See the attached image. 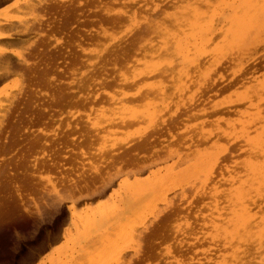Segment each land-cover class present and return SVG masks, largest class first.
I'll list each match as a JSON object with an SVG mask.
<instances>
[{
  "label": "rangeland",
  "instance_id": "rangeland-1",
  "mask_svg": "<svg viewBox=\"0 0 264 264\" xmlns=\"http://www.w3.org/2000/svg\"><path fill=\"white\" fill-rule=\"evenodd\" d=\"M245 1L89 0L86 5L83 1L81 6L75 4L68 18L49 9L30 12L23 0L0 4V20L41 23L43 31L40 37H15L0 44V49L9 51L4 56L11 58V67L17 68L9 69V76L0 83V91L10 93L5 94L9 97L0 94V264L82 263L98 248L106 228L124 215L129 217V225L138 222L139 227L129 238L122 259L115 263L116 257H110L112 264H215L236 246L243 258L238 256V264H259L262 248L257 250L255 243L234 246L235 242L228 243L229 247L222 241L221 231L216 232L218 222L222 224L231 215L229 178L235 181V188L248 162L264 165V135L260 136L264 134L260 131L264 129L262 17L255 23L264 16V0L256 1L257 5L261 1L258 6L263 13L256 4H249L255 0L246 1L248 5ZM49 2L57 9L72 8L69 0ZM231 3L235 10L241 9L235 11L238 16ZM246 6L261 15L250 10L253 17ZM232 14L240 18L237 22L243 24L240 29L241 33L245 29L246 41L238 36L239 25L234 28ZM233 29L239 30L236 36ZM231 36L235 42L243 39L237 40L241 44L234 46L233 42L229 47ZM224 40L229 43L222 44ZM42 63L50 67L45 78L40 75ZM50 95L62 97V105L59 100V104H50ZM85 133L93 145H81ZM246 136L255 143H244ZM72 137L80 143L68 145L64 151L60 143ZM144 141L152 148L135 151ZM56 147L65 152L61 157ZM227 150H233L234 156L223 154L222 159L219 154ZM125 153L138 159L133 163L136 168L144 164L143 172L119 164L123 158L130 159ZM48 154L56 157L57 170L50 168ZM93 166L105 173L106 180H112L117 169L121 172L118 170V178L114 176L116 180L103 194L77 200L75 215L70 218L67 206L72 200L65 197L71 198V186L63 178L82 181L90 173L94 177L98 170ZM67 184L70 188L66 189ZM152 187L153 192L144 193ZM165 189L172 190L163 199ZM134 192L143 194V198L137 197L140 203L132 201L130 193L133 197ZM252 195L258 196L252 197L257 208L251 205L250 209L256 208L251 213L264 214V195ZM133 206L140 210L138 215H119L122 209L132 211ZM107 212L110 215L99 223L104 219L99 214ZM90 218L95 222L88 223ZM85 223L100 225L88 229ZM212 235L217 237L212 239Z\"/></svg>",
  "mask_w": 264,
  "mask_h": 264
},
{
  "label": "bare ground",
  "instance_id": "bare-ground-1",
  "mask_svg": "<svg viewBox=\"0 0 264 264\" xmlns=\"http://www.w3.org/2000/svg\"><path fill=\"white\" fill-rule=\"evenodd\" d=\"M7 2L8 0H0V4L2 3V2ZM82 1L83 2H85V4L84 3H82ZM203 1V0H202ZM247 2L249 1V0H246ZM244 2L245 4L244 5H248V3L249 2H251V1H249L248 3L247 2ZM256 1L257 0H255V3L254 2H252V3H249V4H256V6H258L259 5V3H261V1L258 3V5H257V3H256ZM51 2V1H50ZM50 2H49V0H23V5H24V7H25V9H27V10H29L30 12H34V10H45V9H49L50 11L51 10H54L55 12L54 13H58L59 12V14H61L62 16H66V18H68L67 17V15H68V13L69 12H72L71 14H73L74 13V10H75V4H76V6L78 7V6H81V5H86L88 2H89V0H69V3H71L70 5V7H72L70 10L69 9H67L66 8V10H64L63 8L65 7H63L62 8V6L60 7V9H57L58 8V6H51V4H50ZM235 2V1H234ZM243 2V1H242ZM242 2H240L241 4H243ZM263 2V1H262ZM52 3H53V0H52ZM264 3V2H263ZM262 3V4H263ZM50 4V5H49ZM233 3H231V5H232ZM240 4V5H241ZM262 4H261V6H262ZM231 5L229 6L230 8H231ZM235 5V4H234ZM239 5V6H240ZM264 5V4H263ZM241 6H243V5H241ZM255 7V6H254ZM260 6H258V8H256V9H260L259 8ZM38 8V9H37ZM232 8H233V5H232ZM232 8H231V10H232ZM236 9L237 8H239L240 9V7H235ZM241 8H243L244 9V6L243 7H241ZM248 7L246 6V9H247ZM250 8H251V6H250ZM264 8V6H262V9ZM74 9V10H73ZM217 9V8H216ZM255 8H251V9H249L248 8V12L250 13V10H251V12H252V10H254ZM256 9L252 12V14L254 13H260V15H261V12L263 13V10L262 9H260V11L261 12H256ZM41 10V11H42ZM48 10V11H49ZM241 10V9H240ZM240 10H235L234 8H233V12H235V11H240ZM46 11V10H45ZM244 10H242V12H243ZM247 11V10H246ZM245 11V12H246ZM52 12V11H51ZM50 12V13H51ZM201 12V11H200ZM232 12V11H231ZM46 13H48V12H46ZM239 13V12H238ZM238 13H234V14H237L236 16H238ZM244 13V12H243ZM70 14V15H71ZM187 14V13H186ZM234 14H232V16L234 15ZM245 14V13H244ZM251 14V13H250ZM251 14V15H252ZM60 15V16H61ZM69 15V16H70ZM245 15H247V14H245ZM258 15V14H257ZM257 15H255V16H257ZM264 15V14H263ZM235 16V15H234ZM233 16V17H234ZM236 16L234 17V18H236ZM242 16H243V14H242ZM253 16V15H252ZM259 16V15H258ZM230 17H231V15H230ZM233 17H231V18H233ZM244 17V16H243ZM254 17V16H253ZM264 17V16H259V18L257 19V21H256V19H255V23H257V22H259V21H261L262 20V25H264L263 23H264V18L262 19V18ZM32 18V17H31ZM65 18V20H67ZM184 18V17H183ZM194 18V17H193ZM244 18H246V17H244ZM260 18H261V20H260ZM197 19V18H196ZM195 19V20H196ZM203 19V18H202ZM238 19H240L239 17H238ZM237 18H236V21L234 20V21H232L233 22V24L235 25L234 26V28H237V25H239V29H240V27H241V29L243 30V26H241V21H240V23L241 24H238V22H237V20H238ZM247 19V18H246ZM250 19V18H249ZM64 19L62 18V21H63ZM119 20H120V18H119ZM184 20V19H183ZM192 20V19H191ZM198 20V19H197ZM206 20H207V18H206ZM209 20V19H208ZM248 20V19H247ZM259 20V21H258ZM194 21V20H193ZM205 21V20H204ZM250 21V20H249ZM248 21V22H249ZM22 22H24V24H22ZM59 22H61V21H59ZM65 22V21H64ZM225 22H227V23H231V21H229L228 22V19H226V21ZM247 22V21H246ZM247 22V23H248ZM253 22V21H252ZM12 23H16V25H13ZM204 23V22H203ZM208 23H209V21H208ZM18 24V25H17ZM39 24H41V23H39ZM38 23H37V25H35L34 23H29V22H26V21H17V20H11V19H9V20H6V19H2V20H0V44L1 43H3L4 41L3 40H5V39H14L15 37H17V38H25L26 40H29V38L31 37V36H41L42 34H43V31H42V28L40 27V25H39ZM61 24V23H60ZM65 24H67V23H64L63 25H65ZM249 24V23H248ZM247 24V25H248ZM194 25H195V23H194ZM243 25V24H242ZM250 25V24H249ZM61 26H62V24H61ZM197 26V25H196ZM198 27V26H197ZM205 27V26H204ZM231 27H233V26H231ZM230 26H229V28H231ZM249 27V26H248ZM251 27V26H250ZM249 27V28H250ZM48 28H50L48 25H47V30H48ZM154 28V27H153ZM199 28V27H198ZM197 28V29H198ZM203 28V27H202ZM257 28V27H256ZM255 28V29H256ZM194 29H196V28H194ZM209 29H211V28H209ZM219 29V28H218ZM227 29V28H226ZM241 29H240V32H239V30L238 29H236V31L237 32H239L238 34V36H246V34L245 35H243L246 31H245V29H244V33L242 34L241 33ZM255 29L253 30V31H255ZM49 30H51V29H49ZM220 30V29H219ZM222 30V29H221ZM220 30V31H221ZM234 30V29H233ZM257 30H258V28H257ZM256 30V31H257ZM16 31V32H15ZM53 31H54V29H53ZM194 31V30H193ZM197 31H199V29L197 30ZM196 31V32H197ZM211 31V30H210ZM224 31V30H223ZM226 31V30H225ZM232 31V30H231ZM235 30L233 31V34L236 36L237 34H235V32H236ZM251 31V30H250ZM250 31H248V32H250ZM255 31V32H256ZM195 32V33H196ZM194 33V34H195ZM212 33V32H211ZM224 33V32H223ZM229 33V32H228ZM227 33V31H226V33L225 34H228ZM240 33L242 34V35H240ZM250 33H252V31L250 32ZM41 34V35H40ZM174 34H176V33H174ZM194 34H192L193 36H194ZM201 35V34H200ZM199 35V36H200ZM203 35V34H202ZM201 35V36H202ZM211 35V34H210ZM229 35V34H228ZM43 36V35H42ZM200 36V37H201ZM227 35H224V37H226ZM230 36V35H229ZM235 36H231L232 38H234ZM247 36H248V33H247ZM249 36H250V34H249ZM248 36V37H249ZM188 37V36H187ZM190 37H191V35H190ZM189 37V38H190ZM199 37V38H200ZM230 37V38H231ZM32 38V37H31ZM30 38V39H31ZM194 38V37H193ZM199 38H198V40H199ZM212 38V37H211ZM232 38H231V40H232ZM238 38V37H237ZM205 39V38H204ZM227 39H228V37H227ZM226 39V40H227ZM241 38L239 37V39H236V42H235V38H234V40H229L230 41V43H229V41H227L228 43H229V47H230V44L231 43H233L234 44V46L237 44V45H239V44H241V43H239V41H237V40H240ZM244 39V41H246V38L244 37L243 38ZM243 39H241V40H243ZM15 40V39H14ZM60 40V39H59ZM223 40V39H222ZM3 41V42H2ZM56 41V40H55ZM193 41H196L195 39H193ZM204 41V40H203ZM8 42V41H7ZM10 42H12V41H10ZM57 42V41H56ZM197 42V41H196ZM196 42H193V43H195V44H197ZM202 42V40H201V38H200V42L199 43H201ZM226 41L224 40L223 41V43L222 44H224ZM227 42H226V44H227ZM239 43V44H238ZM242 43H244V42H242ZM7 44V43H6ZM33 45H34V42L32 43ZM58 44V43H57ZM204 44H205V42H204ZM232 44V45H233ZM201 45V44H200ZM220 45V44H219ZM225 45V44H224ZM224 45H221V46H223V47H221L222 49L225 47V49H228V48H226V46H224ZM231 45V46H232ZM218 47V46H217ZM233 47V46H232ZM236 47H238V46H236ZM236 47H234V48H236ZM176 48V47H175ZM220 48V49H221ZM244 48V47H243ZM219 49V48H218ZM217 49V50H218ZM231 49V48H230ZM191 51V50H190ZM6 52H9V51H7L6 50V47L4 48V49H0V54H2V55H0V83L1 82H3V80L5 81V79H6V75L7 76H9L8 74L10 73V71H11V69H12V67H13V69L15 68V65L14 66H12L11 67V58L9 57V58H7V56H4L5 54H7ZM217 52V51H216ZM219 52H221V51H219ZM188 53V52H187ZM11 54V53H10ZM200 54H201V51H200ZM203 54V53H202ZM217 54V53H216ZM243 56V55H242ZM13 62H15V61H13ZM44 62V61H43ZM44 63H46V62H44ZM15 64H16V62H15ZM18 64V63H17ZM24 65H26V64H24ZM23 65V66H24ZM29 64H27L26 66H28ZM40 65H43V67H40V68H42L43 69V71L41 70V72L43 73V74H41V72H40V75H43L44 76V74H49V68L50 67H48V64H40ZM22 66V65H21ZM38 67V66H37ZM31 68V67H30ZM9 69H10V71H9ZM12 69V70H13ZM15 69H17V68H15ZM14 69V70H15ZM34 69H36V68H34ZM19 70H21V69H19V65H18V71ZM38 70H40V69H38ZM32 71H34V70H32ZM9 72V73H8ZM14 72V71H13ZM36 72H38L37 70H35V73ZM8 73V74H7ZM45 75V76H46ZM43 76H41V78H45V76L43 77ZM32 79H34V80H36V77H33ZM31 79V80H32ZM30 80V79H29ZM46 80V79H45ZM46 84L48 85V80H46ZM1 85V84H0ZM262 89V88H261ZM0 94L1 95H9L8 94V90H5V89H3V90H1L0 91ZM44 94H46V93H44ZM5 95V96H6ZM61 94H59V95H57V96H60ZM6 97H9V96H6ZM47 98H49L48 96H47ZM60 98V99H59ZM61 98L62 97H57L56 99L52 96V95H50V98H49V100H50V104H54V103H56V104H59L60 102H58V100L59 101H61V104L60 105H62V100H61ZM48 100V99H47ZM48 102V101H47ZM49 104V105H50ZM47 106H48V104H47ZM52 106V105H51ZM50 107V106H49ZM46 108H48V107H46ZM18 109V108H17ZM51 109V108H50ZM47 110H49V109H47ZM16 112V111H15ZM18 112V111H17ZM51 112V111H50ZM258 114V113H257ZM49 115V114H48ZM247 116H248V114H247ZM260 119V118H259ZM256 120V119H255ZM29 122H32V120H30ZM34 123V122H33ZM243 123H245V122H243ZM249 123H250V121H249ZM246 125H247V128H248V126H249V124H248V122L246 123ZM251 126V125H250ZM76 127V126H75ZM243 127V126H242ZM245 128H246V126H244ZM263 127V126H262ZM250 128V127H249ZM238 129V128H237ZM244 129V128H243ZM258 129H260V128H258ZM263 129V128H262ZM262 129H260V131L262 132V133H264L263 131H262ZM241 130H242V128H241ZM264 130V129H263ZM255 131H256V129H255ZM258 131V130H257ZM240 132V131H239ZM261 132H259V134L261 133ZM170 133V132H169ZM235 133V132H234ZM236 133H237V131H236ZM45 134V133H44ZM256 134V133H255ZM46 135V134H45ZM71 135V134H70ZM234 135V134H233ZM232 135V136H233ZM252 135H254V134H252ZM258 135V134H257ZM264 134H260V136H263ZM230 136H231V134H230ZM247 137V139L245 138V140L246 141H244L243 140V142L244 143H247L248 141H249V143L250 142H252L251 140H249V139H251V137L248 139V136H246ZM67 138V137H66ZM83 138H84V140L83 139H81V140H83V144L81 143V145L83 146H88V145H90V144H92L93 145V143H91V137L90 136H87L86 135V133H85V136H83ZM256 138V137H255ZM254 138V139H255ZM257 138H259V136L257 137ZM263 138V137H262ZM58 139V138H57ZM150 139V138H149ZM204 139V138H203ZM60 140V139H59ZM145 140H147V139H145ZM256 140V139H255ZM259 140H261V139H259ZM258 140V141H259ZM264 140V139H263ZM68 141V142H67ZM198 141L200 142L201 140L200 139H198ZM262 141V140H261ZM55 142V141H54ZM59 142V141H58ZM60 143V142H59ZM59 143H58V145H59ZM78 143H80L79 142V139L76 141V139L74 138V137H72L71 138V140H64L63 142H61L60 143V145H62V147H63V150L64 149H67V148H69L68 147V145H70V146H77L78 145ZM85 143V144H84ZM88 143V144H87ZM90 143V144H89ZM141 143H143V144H141ZM140 143V146H139V144H137L136 146L138 147L137 149L138 150H135V151H140V150H145V149H147V147L149 148V146H150V144L151 143H149L148 141L146 142V141H144V142H141ZM252 143H255V141L254 142H252ZM44 144H46V143H44ZM12 145V144H11ZM32 145V144H31ZM91 145V146H92ZM152 145V144H151ZM248 145H251V144H248ZM57 146V145H56ZM91 146H89V147H91ZM153 146V145H152ZM247 146V145H246ZM253 146H256V145H254L253 144ZM260 146V145H259ZM55 147V146H54ZM62 147H56L57 148V152H59V156H58V154H57V156L58 157H61L62 155L60 154V153H62L63 151H62ZM151 147V146H150ZM242 147H244V146H242ZM248 147V146H247ZM262 147V146H261ZM31 148H32V146H31ZM50 148H51V146H50ZM152 148V147H151ZM246 148V147H245ZM250 148V147H249ZM253 148H255V150H258L257 149V147H253ZM136 149V148H135ZM251 149V151H252V148H250ZM262 149V148H261ZM55 150V149H54ZM54 150H52V151H54ZM60 150H61V152H60ZM134 150V148L132 149V151ZM65 151V150H64ZM70 151H72L73 152V149L72 150H70ZM100 151V150H99ZM228 151V152H227ZM226 152L228 153L227 155L225 154L226 152L225 151H223V153H221V154H219V155H221V157H222V159H224L223 157H224V155L225 156H228V155H230V157L231 156H234L233 155V150L232 151H230L229 152V150H227ZM56 151L54 152V153H57ZM134 152V151H133ZM141 152H145V151H141ZM150 152V151H149ZM257 152V151H256ZM259 152V151H258ZM262 152H263V150H262ZM63 153H65V152H63ZM62 153V154H63ZM129 153V152H128ZM260 153V152H259ZM50 154H52V153H50ZM126 154V153H125ZM132 154V153H131ZM136 154V153H135ZM137 154H138V152H137ZM224 154V155H223ZM235 154V153H234ZM263 154V153H262ZM126 155H128V156H130L129 154H126ZM125 155V156H126ZM134 155V154H133ZM139 155V154H138ZM264 155V154H263ZM86 156V153L85 152H82L81 151V157H85ZM119 156V155H118ZM46 157H48V158H46L47 160H50V163H49V165H51L50 166V168L51 167H54L56 164H55V161H54V159L56 158V157H54V159L52 158L53 156H51V155H49L48 154V156H46ZM123 157H124V155H123ZM131 157H134V156H130V159L128 158V160L126 159V160H123V159H121L120 160V163L119 164H122V163H125V164H128L129 166L130 165H133V163H134V160L135 159H132ZM219 157V156H218ZM135 158V157H134ZM136 158H137V155H136ZM138 158H139V156H138ZM264 158V157H263ZM44 159V158H43ZM53 159V160H52ZM46 160V161H47ZM119 160V159H118ZM43 161H45V160H43ZM51 161H53L52 163H51ZM110 162L109 163H113V161L112 160H109ZM112 161V162H111ZM136 161V160H135ZM137 161H138V159H137ZM136 161V162H137ZM141 161V160H140ZM119 162V161H118ZM139 162V161H138ZM37 163V162H36ZM44 163V162H43ZM42 163V164H43ZM47 164V166H48V162H46ZM141 163V162H140ZM247 163V162H246ZM245 163V164H246ZM253 163V162H252ZM255 163V162H254ZM251 164L250 162H248L245 166H244V168H243V174L244 175H242L241 176V178L239 179V181L238 180H236V181H238L239 182V185L237 186V187H233L232 185H234L235 186V181L234 180H232L231 178H229L230 179V181H229V183H228V185L230 184V183H232L231 184V187L233 188V189H229V193L227 192V194H228V196H229V199L227 198V195H226V198H227V202H228V200H231L232 201V205L229 203V205H231V208L232 209H230L231 210V212H229V215H230V213H231V215H230V217L228 216V214H227V216L229 217H227V219H225V221H221L222 222V224L220 223V222H218V225H219V223L221 224V225H215L216 227H219V228H216L215 229V226H213L214 227V229L216 230V232L219 234V231H221L220 233H221V235L223 236V240H222V238L220 239V240H222V241H224L225 243H226V245H229L228 243H233V242H235L236 244L234 245V244H231V245H234V246H236L237 244L238 245H247L248 246V244L250 243H255L257 246H259V247H257L258 249L257 250H259L260 251V249L262 248L263 249V255H261L262 256V258L260 259V261H259V264H264V214H262V215H260L258 212H257V210H256V212L259 214H257L256 212L255 213H251V211L253 210V209H256L257 207H256V205L254 204V201H253V199H252V197L253 198H255L256 196H258V195H255V196H251V194L253 193V192H255L256 194H261V195H264V165L262 164V165H255V164ZM256 163H258V162H256ZM262 163V162H261ZM106 164H108V163H106ZM124 164V165H125ZM135 164V163H134ZM34 166H35V164H33ZM44 165H45V163H44ZM103 165H104V163H103ZM123 165V166H124ZM144 165V164H143ZM143 165H141V168H142V170H140V172L142 171L143 172V170L145 169V167L143 166ZM97 166V165H96ZM107 166V167H106ZM110 166H111V164H110ZM109 165H105V166H103V167H106V169H109V168H111ZM112 166H114L113 164H112ZM138 166H140V165H138ZM36 167V166H35ZM109 167V168H108ZM116 167V166H115ZM126 167V166H125ZM134 167V171L135 172H139V169H141L140 167H139V169L138 168H136V165L134 166H132L131 168H133ZM143 167H144V169H143ZM49 168V167H48ZM59 168V166H55V170H57ZM93 168H94V166H93ZM97 167H95L94 169H96ZM119 168V167H118ZM100 168H97V170H98V172H99V174H100V170H99ZM135 169H138L137 171L135 170ZM51 170V169H50ZM93 170V169H92ZM121 170V168L120 169H117L116 170V173H118L119 171ZM95 170H94V177H91V176H93V174L92 173H90L91 175H90V177H89V174L87 175L86 173H83V175L84 174H86V176L85 177H83L82 178V181H80V180H74L73 178H68V177H65V178H63L64 179V181H66L70 186H71V188H70V186L67 184L66 186V189L69 187L70 189H71V191L70 192H68V194L70 193L71 194V198H69V196L66 194V197H65V199H67L68 201L70 200L71 202H69L70 203V205H68L67 206V210H68V212H69V217L70 218H73V216L75 215V203H77V200H79V201H81V200H83V199H92V198H94V197H98L99 195H101V194H103L104 193V191H106V189H109L108 187H110L111 185H112V181H114L113 179L116 177V178H118V174L117 175H115L116 173H114V176H111V177H113V179L111 180V179H104L105 177L104 176H106L105 175V173H102L101 172V176H100V178L98 177V176H96V174L98 173V172H96V174H95ZM104 172H106V171H104ZM121 172V171H120ZM120 172H119V174H120ZM107 173V172H106ZM99 174H97V175H99ZM104 174V175H103ZM108 174V173H107ZM104 178H103V177ZM230 176H231V174H230ZM233 176V175H232ZM231 176V177H232ZM235 176V175H234ZM97 177V178H96ZM103 179H102V178ZM107 178V177H106ZM108 178H109V175H108ZM116 178H115V180H116ZM233 178H235V177H233ZM237 178V177H236ZM80 179V178H79ZM100 179V180H99ZM227 179V178H226ZM48 180V179H47ZM232 180V181H231ZM79 181V182H78ZM225 181H227V180H225ZM82 182V184H84V185H82V184H79V183H81ZM237 182V183H238ZM63 183V182H62ZM226 183V182H225ZM64 184V183H63ZM80 185H82V186H80ZM237 185V184H236ZM231 187H229V188H231ZM170 190H172V189H170ZM170 190H163V192H162V198L164 199V198H166L170 193H171V191ZM231 190V191H230ZM68 191H69V189H68ZM136 191V190H135ZM138 191H140L141 193H142V191L141 190H139L138 189ZM154 190H153V187L152 188H150V189H148V188H146L145 189V191H144V193L145 192H147L148 194L149 193H151V192H153ZM137 192V191H136ZM76 193L78 194V195H76ZM139 193V192H138ZM140 193V194H141ZM69 194V195H70ZM76 195V196H74V195ZM130 194H132L133 195V193H130ZM130 194H129V197H130ZM134 194H135V192H134ZM140 194H135L134 196H136V198L138 197L139 199H141V197L143 196V194H142V196L140 195ZM72 195L74 196V198H72ZM132 195H131V198H132V201H134V199H135V201L136 200H138L139 201V199L137 198H135L134 196L132 197ZM138 195H140V197L138 196ZM146 194H144V196H145ZM260 195V196H261ZM67 196H68V198H67ZM78 196V197H77ZM128 197V198H129ZM264 197V196H263ZM130 198V199H131ZM143 198V197H142ZM81 199V200H80ZM259 199H263V198H259ZM254 200H256V199H254ZM78 201V202H79ZM257 201V200H256ZM256 201H255V203H256ZM127 202H128V200H127ZM55 203V202H54ZM138 203H140V201L138 202ZM258 203V202H257ZM256 203V204H257ZM56 204V203H55ZM130 204V203H129ZM135 204H137L136 202L133 204V205H135ZM255 205V207L256 208H253V209H250V206L252 205V206H254ZM263 204V203H262ZM228 205V206H229ZM260 205V204H259ZM53 206V205H52ZM139 205H137V206H135V207H138ZM251 206V207H252ZM54 207V206H53ZM56 207V206H55ZM129 207V206H128ZM134 207V206H133ZM133 208L132 209V207L130 208L132 211H130V210H127V209H122V211L120 212V210H118L120 213H119V215L120 214H125V213H127V212H134L135 214H139V211L140 210H136V208ZM261 208H260V206H259V208H258V211L260 210ZM53 210V209H52ZM57 210V208L55 209V211ZM126 210V211H125ZM54 211V210H53ZM261 211V210H260ZM115 212V211H114ZM117 212V211H116ZM115 212V213H116ZM110 213H113V211L111 212L110 211ZM262 213H263V211H262ZM99 215H101L102 217L101 218H106L107 217V215L109 216L110 214H109V212H107V213H102V214H99ZM99 215H97V216H99ZM94 216H95V214H94ZM116 216H118V215H116ZM132 216V215H131ZM130 216V217H131ZM96 217V216H95ZM94 217V218H95ZM113 217V216H112ZM115 217V216H114ZM113 217V218H114ZM93 218V217H92ZM92 218H90V220L88 221L87 220V222L88 223H90V221H92L91 219ZM100 217H98V219H99ZM105 218L103 219V220H101V219H99V220H101V222H99V223H102V221H104L105 220ZM96 219V218H95ZM94 219V220H95ZM128 219H129V217H127L126 215H124V216H122L121 218H119L118 217V219L115 221V220H113V221H115V222H113V224H110V226L108 227V228H106V230H105V233L103 234V232H102V234L103 235H101V237H100V239L98 240V244H99V246H98V248H96L95 250H94V252H92L89 256H88V258L84 261L85 262V264H112V262H111V259H110V257L112 256V255H114L115 257H116V261L114 260V262L115 263H118L119 262V260H121L122 259V256L124 255V252H125V248H126V244L129 242V238H131V235L132 234H134L135 232H136V230L138 229V222H133L132 224H128ZM92 222H95V221H92ZM98 222V221H97ZM88 223H85V224H87V225H89L88 227H86V225H85V228H88V229H90V225H91V228H95L96 227V225H100L99 223H97V224H95L94 223V227H92V225L93 224H88ZM72 226H74L73 224H72ZM219 229V230H218ZM65 230L66 229H64V232L62 233V237L64 238V236H65V234L67 233V232H65ZM215 230H214V232H215ZM211 232H213V230H211ZM217 233H214V234H217ZM213 234V235H214ZM212 235V239H213V237L214 238H216L217 237V235H215V236H213ZM221 235H219V236H221ZM68 236V235H67ZM100 236V235H99ZM218 236V237H219ZM217 239H219V238H217ZM67 240V239H66ZM77 241V240H76ZM75 241V242H76ZM213 241H217L216 239L215 240H213ZM221 241V242H222ZM220 242V243H221ZM74 243V242H73ZM223 243V242H222ZM224 244V243H223ZM249 244V245H250ZM225 245V244H224ZM254 245V244H253ZM233 246V247H234ZM229 247H230V245H229ZM229 247H227L226 249L227 250H230L229 249ZM237 247H239V246H236V248ZM236 248H234V249H236ZM242 248V250H243V247H241ZM241 248H240V250H241ZM260 248V249H259ZM226 249H225V252H226ZM233 249V250H234ZM246 249V248H245ZM248 249V248H247ZM232 250V254H226L225 256H223V257H221L220 259L221 260H219V262L217 263V264H238L239 262V257H240V255L238 254L240 251H239V248H237L236 250H234L233 251ZM241 250V251H242ZM251 250V249H250ZM256 250V249H255ZM256 250V251H257ZM239 251V252H238ZM247 252V251H246ZM258 252V251H257ZM168 253H170L169 252V250H168ZM241 253H243V252H241ZM248 253V252H247ZM250 253V252H249ZM244 254V253H243ZM229 255V256H228ZM245 255V254H244ZM239 256V257H238ZM255 256V255H254ZM242 257H246V256H242ZM250 257H251V255H250ZM249 257V258H250ZM258 257V256H257ZM241 258V257H240ZM255 258V257H254ZM112 259H114V257L112 258ZM241 259H243V258H241ZM252 259V258H251ZM258 259V258H257ZM125 260H126V258H125ZM124 260V261H125ZM191 260V259H190ZM205 260V259H204ZM253 260V259H252ZM127 261H129V259L127 260ZM198 261V260H197ZM245 261V260H244ZM249 261H250V259H249ZM254 261V260H253ZM84 262H82V263H79V264H84ZM206 262V261H205ZM240 262L242 263V260H240ZM248 262V261H247ZM256 262V261H255ZM197 263V262H196ZM200 262H198V264H199ZM215 263V264H216ZM251 263V262H250ZM201 264H204V263H201ZM209 264V263H208ZM244 264H246V263H244Z\"/></svg>",
  "mask_w": 264,
  "mask_h": 264
}]
</instances>
